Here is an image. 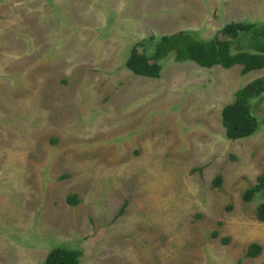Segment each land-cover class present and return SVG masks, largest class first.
Instances as JSON below:
<instances>
[{"label": "rangeland", "instance_id": "374dc122", "mask_svg": "<svg viewBox=\"0 0 264 264\" xmlns=\"http://www.w3.org/2000/svg\"><path fill=\"white\" fill-rule=\"evenodd\" d=\"M233 23H264V0H0V264L56 248L79 264H264V191L244 201L264 174V97L251 138L222 124L264 70L127 68L153 38Z\"/></svg>", "mask_w": 264, "mask_h": 264}, {"label": "trees", "instance_id": "16d2710c", "mask_svg": "<svg viewBox=\"0 0 264 264\" xmlns=\"http://www.w3.org/2000/svg\"><path fill=\"white\" fill-rule=\"evenodd\" d=\"M151 41L154 45L151 56L139 52L140 46H136L127 61L128 70L136 76L159 79L161 64L172 56L176 63H195L205 69L221 67L231 70L240 66L244 76L264 70V23L226 25L211 41L200 40L189 32L163 36L156 42L153 38ZM263 97L264 78H261L239 90L234 103L224 108L222 124L229 141L245 140L258 132L259 122L253 115L252 102ZM257 183L254 189L244 195L245 202L252 203L256 195L264 191V174L258 178ZM221 186L222 178L218 177L214 187ZM79 202L75 196L68 199L71 206H76ZM256 216L264 224V203L258 207ZM261 253L262 248L254 244L249 247L246 256L256 259ZM81 257L80 251L56 248L50 252L44 264H79Z\"/></svg>", "mask_w": 264, "mask_h": 264}]
</instances>
